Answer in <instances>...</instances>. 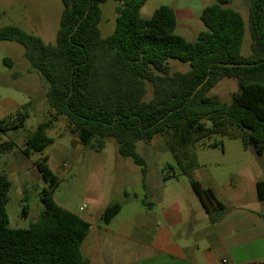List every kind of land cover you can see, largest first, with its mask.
Wrapping results in <instances>:
<instances>
[{
	"label": "trees",
	"instance_id": "16d2710c",
	"mask_svg": "<svg viewBox=\"0 0 264 264\" xmlns=\"http://www.w3.org/2000/svg\"><path fill=\"white\" fill-rule=\"evenodd\" d=\"M64 9L56 44L16 26L0 29V41L25 47V58L47 83L49 118L25 140L26 156L43 153L54 139L47 131L60 117L79 141L100 152L109 138L116 139L119 153L132 158L147 174L138 144H151L161 136L175 158L164 180L187 176L211 221L227 210L210 189L195 179L199 167V144L214 134L241 139L246 149L264 156V0H252L250 28L252 54L242 55L245 21L227 7L229 0L205 8L200 19L207 28L196 42L176 33V11L158 8L149 19L141 16L148 0H118L116 28L104 38L99 24L101 5L109 0H61ZM190 63L187 72H172L169 60ZM242 65V66H232ZM249 65V66H245ZM238 81L240 92L231 104L210 91L223 79ZM32 103L0 120V132L25 126ZM14 150V143H0L1 154ZM44 156L35 163L46 187L41 192L44 210L29 229H12L7 212L12 183L0 174V264H88L81 246L90 224L54 199L59 177ZM143 185L146 188L145 180ZM264 201V182L258 184ZM28 206H25L27 212ZM122 204L106 207L101 222L108 224ZM264 264V260L260 263Z\"/></svg>",
	"mask_w": 264,
	"mask_h": 264
},
{
	"label": "rangeland",
	"instance_id": "374dc122",
	"mask_svg": "<svg viewBox=\"0 0 264 264\" xmlns=\"http://www.w3.org/2000/svg\"><path fill=\"white\" fill-rule=\"evenodd\" d=\"M219 0H148L141 16L152 17L162 6L173 8L177 14L176 33L190 42H196L201 32L206 31L200 19L202 11ZM252 0H229L227 7L239 12L244 18L246 29L242 45V55L252 54L253 37L250 28ZM123 2L109 0L101 5L102 18L99 24L102 37L106 38L114 32L118 18V9ZM64 4L61 0H0V29L16 26L24 31L39 36L45 43L56 44L60 28ZM172 72H187L190 63L176 59L169 60ZM240 92L238 81L233 78L221 80L209 93L217 96L223 103L231 104L235 94ZM47 83L37 71L33 70L25 58V47L16 42L0 41V120L14 115L23 105L31 102L29 118L25 126L18 130L0 132V143H14V150L0 156V174L8 176L12 183L7 212L12 229H29L36 223L44 206L41 192L46 187L35 163L47 156L51 170L59 177L60 184L54 193L58 205L76 212L83 208L84 215H96L105 205L123 204L137 195L147 198V176L153 187L161 182L168 166L177 168L174 156L167 146L163 149L164 139L157 136L155 148L149 144L139 143L137 153L145 160L147 174L132 158H125L119 153L116 139L109 138L102 153H97L83 145L70 133L66 117H60L57 123L47 131L54 139L43 153H32L26 156L27 136L49 118L50 107L47 102ZM247 152V153H246ZM241 154L244 161L253 167L257 163L264 173V156L259 157L254 150L246 149L241 139H230L219 134L202 141L197 149L200 168L211 169L222 182L241 167L238 161ZM143 179L146 188L143 185ZM168 183L169 195L183 189L191 194V185L187 176L176 172V176ZM165 180V181H169ZM194 195V194H193ZM25 206H28L25 212ZM264 213V204L256 208ZM250 257L264 255V242L253 245L249 249ZM249 263V264H255Z\"/></svg>",
	"mask_w": 264,
	"mask_h": 264
},
{
	"label": "crops",
	"instance_id": "0c3cea01",
	"mask_svg": "<svg viewBox=\"0 0 264 264\" xmlns=\"http://www.w3.org/2000/svg\"><path fill=\"white\" fill-rule=\"evenodd\" d=\"M156 137L149 144L152 149H156ZM246 155H240L241 167L227 182H222L211 169L202 170L199 166L194 171L196 181L210 189L227 210L216 222L211 221L190 181L194 195L185 191L183 196L182 189L170 196L171 180L165 181L162 176L154 188L149 174L146 178L149 196L136 195L123 203L119 214L108 224L101 222V215L109 205L96 215H84L83 208L78 213L63 207L90 224V232L81 246L83 258L88 264L260 263L264 255L250 257L249 249L264 242V213L256 211L264 204L258 188L264 182V173L257 163L250 167L244 161Z\"/></svg>",
	"mask_w": 264,
	"mask_h": 264
},
{
	"label": "water",
	"instance_id": "95a60500",
	"mask_svg": "<svg viewBox=\"0 0 264 264\" xmlns=\"http://www.w3.org/2000/svg\"><path fill=\"white\" fill-rule=\"evenodd\" d=\"M232 66H236V67H238V66H242V65H232ZM245 66H249V65H245Z\"/></svg>",
	"mask_w": 264,
	"mask_h": 264
}]
</instances>
